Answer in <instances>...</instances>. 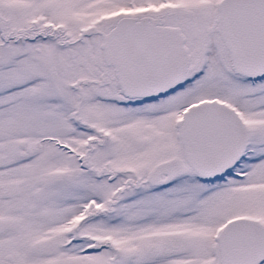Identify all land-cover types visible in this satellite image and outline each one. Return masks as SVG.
Returning a JSON list of instances; mask_svg holds the SVG:
<instances>
[{
  "label": "snow or ice",
  "instance_id": "1",
  "mask_svg": "<svg viewBox=\"0 0 264 264\" xmlns=\"http://www.w3.org/2000/svg\"><path fill=\"white\" fill-rule=\"evenodd\" d=\"M0 264H264V0H0Z\"/></svg>",
  "mask_w": 264,
  "mask_h": 264
}]
</instances>
